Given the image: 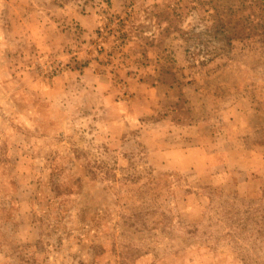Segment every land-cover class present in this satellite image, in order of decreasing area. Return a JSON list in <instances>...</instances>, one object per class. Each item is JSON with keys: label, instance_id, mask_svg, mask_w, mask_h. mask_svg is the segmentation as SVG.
I'll list each match as a JSON object with an SVG mask.
<instances>
[{"label": "rangeland", "instance_id": "obj_1", "mask_svg": "<svg viewBox=\"0 0 264 264\" xmlns=\"http://www.w3.org/2000/svg\"><path fill=\"white\" fill-rule=\"evenodd\" d=\"M264 0H0V264H264Z\"/></svg>", "mask_w": 264, "mask_h": 264}, {"label": "trees", "instance_id": "obj_2", "mask_svg": "<svg viewBox=\"0 0 264 264\" xmlns=\"http://www.w3.org/2000/svg\"><path fill=\"white\" fill-rule=\"evenodd\" d=\"M263 19L264 17V7L261 9ZM215 31L221 35H225L228 43L237 39L249 38L256 36L258 30L264 29V20L256 23L246 24L244 19H227V18H217L213 24Z\"/></svg>", "mask_w": 264, "mask_h": 264}]
</instances>
